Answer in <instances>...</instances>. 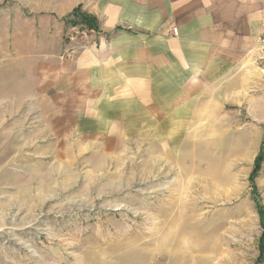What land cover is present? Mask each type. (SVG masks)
Masks as SVG:
<instances>
[{
  "label": "rangeland",
  "instance_id": "374dc122",
  "mask_svg": "<svg viewBox=\"0 0 264 264\" xmlns=\"http://www.w3.org/2000/svg\"><path fill=\"white\" fill-rule=\"evenodd\" d=\"M84 1L0 0V264L264 263V122H194L178 141L146 134L100 160L95 141L78 142L74 128L63 143L73 141L71 152L39 159L57 150L55 121L65 111L18 94L28 80L13 61L74 63L92 52L102 32L87 11L94 0ZM76 9L96 26L72 22ZM79 28L90 47L67 56L70 45L86 46ZM173 216L180 222L170 228Z\"/></svg>",
  "mask_w": 264,
  "mask_h": 264
},
{
  "label": "crops",
  "instance_id": "0c3cea01",
  "mask_svg": "<svg viewBox=\"0 0 264 264\" xmlns=\"http://www.w3.org/2000/svg\"><path fill=\"white\" fill-rule=\"evenodd\" d=\"M86 5L102 32L92 52L74 63L31 57L19 66L13 61L14 73L28 80L17 85L18 94L43 104L44 111L48 106L65 111L55 121L57 150L53 146L39 159L59 162L71 152L73 141L69 147L63 143L74 128L81 132L78 142L95 141L93 156L100 160L146 134L178 141L181 129L194 122H264V72L253 58L264 0H94ZM65 78L70 85L60 89L57 84ZM54 89L67 94L49 100L46 94ZM65 102L74 113L67 114Z\"/></svg>",
  "mask_w": 264,
  "mask_h": 264
},
{
  "label": "built area",
  "instance_id": "2783aa9c",
  "mask_svg": "<svg viewBox=\"0 0 264 264\" xmlns=\"http://www.w3.org/2000/svg\"><path fill=\"white\" fill-rule=\"evenodd\" d=\"M80 28L78 29V33L80 32V30H82ZM94 32L90 31V34L93 35V36H95ZM173 35L176 36V37L178 36V29H173ZM74 38H75L74 35H71V36L69 35L68 36V39L71 42L74 41ZM81 38L83 40H86V44H85L86 46L82 45V47L73 48L70 45L69 48H68V50H67V52H66L67 56L77 55V54H80V53L85 52V50L89 46V42H88L87 38H93V37L90 36V35H87L86 31L82 30L81 31ZM253 55H254L253 56L254 63L258 66V68H260L264 72V23H262V25H261L260 35H259V37L256 40V44L254 46V54Z\"/></svg>",
  "mask_w": 264,
  "mask_h": 264
},
{
  "label": "trees",
  "instance_id": "16d2710c",
  "mask_svg": "<svg viewBox=\"0 0 264 264\" xmlns=\"http://www.w3.org/2000/svg\"><path fill=\"white\" fill-rule=\"evenodd\" d=\"M74 18L75 20H72L74 23H80V24H87L90 27L96 26V19L93 16L87 15L84 12H82L80 9H76L72 12V14L69 16V19ZM262 150H264V146H262ZM259 157L256 159L255 168L251 176V180L259 173L260 166H259ZM263 220V218H262Z\"/></svg>",
  "mask_w": 264,
  "mask_h": 264
},
{
  "label": "bare ground",
  "instance_id": "6f19581e",
  "mask_svg": "<svg viewBox=\"0 0 264 264\" xmlns=\"http://www.w3.org/2000/svg\"><path fill=\"white\" fill-rule=\"evenodd\" d=\"M164 215H165V213H164ZM170 221H171V222H169L168 227L171 228V227H174V224H175V226H176L177 223L180 222V218H179V217H176V216H173L172 219H171ZM185 222H186L187 225H189V226L191 225V224L189 223L188 219H186ZM187 225H186V226H187ZM186 235H189V234H186Z\"/></svg>",
  "mask_w": 264,
  "mask_h": 264
}]
</instances>
